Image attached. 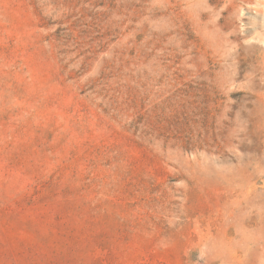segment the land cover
Masks as SVG:
<instances>
[{"label": "rangeland", "instance_id": "1", "mask_svg": "<svg viewBox=\"0 0 264 264\" xmlns=\"http://www.w3.org/2000/svg\"><path fill=\"white\" fill-rule=\"evenodd\" d=\"M0 264H264V0H0Z\"/></svg>", "mask_w": 264, "mask_h": 264}]
</instances>
